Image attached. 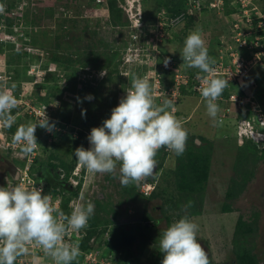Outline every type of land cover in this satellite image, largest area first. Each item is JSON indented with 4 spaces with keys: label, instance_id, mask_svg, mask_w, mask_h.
Returning <instances> with one entry per match:
<instances>
[{
    "label": "built area",
    "instance_id": "1",
    "mask_svg": "<svg viewBox=\"0 0 264 264\" xmlns=\"http://www.w3.org/2000/svg\"><path fill=\"white\" fill-rule=\"evenodd\" d=\"M147 1L151 0H117L127 18L130 37L125 41L127 47L123 50L126 56L122 58L120 67L121 75L126 81L125 85L128 87L137 77L147 78L155 89L158 104H162L165 99H173L177 117L185 93L204 101L199 92L201 80L198 77H203L205 74L188 73L183 69L185 64L181 56L171 53L168 47L178 43L186 23H195L203 14H214L218 19L226 21L229 26V36L221 39L216 46L217 58L213 65L215 78L228 81V86L217 101L219 108L222 109L219 122L233 121L240 144L251 141L260 149H264V102L254 92L258 88V81L252 75L254 69H264V2L262 0H187L183 11L173 13L161 9L155 21L149 23L145 19ZM0 5L3 6V11L0 12V46L4 47L5 51L10 49L21 51L24 47L22 41L27 35L18 25L17 18L23 16L27 3L21 0H16V3L13 0H0ZM12 8L14 11L11 12ZM7 22L13 25L10 26ZM2 60L4 70L0 72V88L8 90L9 84L16 86L20 84L22 87L21 92L13 95L18 101V106L12 110V115L15 117L12 126L26 125L29 122L38 124L45 121L46 115L49 123L55 125L51 133L38 126L35 134L39 144L31 154L25 155L22 147L13 142L14 134L8 132V127L0 124V150L10 152L16 162L18 161V164H14L10 169L12 171L4 176L3 187L22 182L29 188H43L44 194L50 195L54 204L59 201L55 206L66 215H70L78 204H83L80 196L81 194L84 196L89 172L78 164L75 165L65 186L66 189L73 191L65 207L66 204L63 203L66 192L60 193V188H58V196L48 192L46 183L39 182L38 174L34 171V167L38 166L36 161L44 159V151L53 148L52 142L56 141L58 136L56 132H63L60 124L64 123L59 113L61 102L41 103L34 95L36 86L46 83L48 71L52 72L56 69L51 67L47 71L40 64H33L27 71V76L31 79L19 82L14 80V74L8 70L6 54ZM166 60L167 65H165ZM100 73L101 71H96L94 68H87L79 72V79L95 84L97 80L107 76L106 74L101 77ZM60 80L62 81H59L60 84L65 82L62 74ZM56 83L53 82V85ZM73 124L71 123L70 126H75L76 135L79 130L84 131L83 147L89 148L87 137L91 129ZM60 176L61 180H65L66 173L61 170ZM156 185L157 181L153 182L146 178L137 186L140 187L142 195L149 196ZM74 192L76 193L73 194ZM82 230L86 231V228ZM80 232H73L65 237V241L79 245L80 255L72 263L135 264L128 261L122 251L115 253L108 248L105 254L99 257L101 254L99 245L94 246L92 251L83 250L81 245L83 234ZM33 257L37 258L36 264H38V258L46 255L39 248H30L29 254L17 258L16 264H33ZM51 262L40 264H52Z\"/></svg>",
    "mask_w": 264,
    "mask_h": 264
},
{
    "label": "clouds",
    "instance_id": "2",
    "mask_svg": "<svg viewBox=\"0 0 264 264\" xmlns=\"http://www.w3.org/2000/svg\"><path fill=\"white\" fill-rule=\"evenodd\" d=\"M22 1L24 3L34 2V0ZM262 1L264 2V0ZM13 2L16 3V0ZM96 4L104 9L105 15L108 14L104 5L105 0L102 2L96 0ZM28 5L25 7V11ZM2 11L3 6L0 5V12ZM123 15L128 24L124 12ZM195 27L196 24L193 22L186 23L178 43L168 47V49H172V51L169 50L171 53L181 56L184 61L183 64L194 69L186 70L188 73L197 74L200 72L205 74L203 77H198L201 80L199 92L204 99L200 103H206L207 114L214 123L217 121L220 126L233 127L238 145L244 146L245 143L251 141H246L244 144L239 143L233 121L219 122L222 109L219 108L217 101L228 86V81L215 78L213 67L215 55L210 56L202 31ZM111 28L112 30L117 29L119 32L125 30L124 39H126L121 49L126 48L125 41L130 38L128 25L116 29L110 26L109 29ZM189 32L191 33L188 35ZM184 34L188 36L184 44L181 42L183 48L179 49V40H182ZM23 41L24 47L21 51L43 54V50L33 46L30 32ZM167 63L166 60L165 65ZM51 67L55 68V66ZM256 69L264 70L263 68ZM106 70H101V77L109 74V70L107 73ZM22 72L24 73V71ZM119 74L123 80V86L128 89L125 96L121 98L118 106L111 110L110 118L105 119L102 126L92 128L91 126L77 125L81 128L91 129L87 137L90 147L87 149L83 146L76 148L74 157L78 166L93 174L115 175L119 165L122 186H128L130 183L139 185L146 178L153 182L157 181L156 188L151 195L140 194L146 202L156 192L163 171L159 165L157 167L156 156L159 150L166 151L167 149L177 156L183 155L188 139V131L185 126L188 125L187 122L189 123L190 119L181 115L180 107L178 117L175 115L177 109L171 98L165 99L162 104H158L155 89L147 78L137 77L127 87L120 71ZM256 78L258 83L259 81L264 83V74ZM45 84L48 87L55 85L53 82ZM58 84L60 83H56V85ZM258 88H260V84ZM185 94L182 101L188 95ZM257 96L259 97L258 94ZM85 99L91 101L94 96L89 94ZM260 99L264 102V99ZM17 106V99L6 88H0V124L11 127L15 123L12 110ZM81 114L86 117V110H82ZM16 126L19 127L13 136V142L22 147L25 155L31 154L39 144L35 134L38 126L46 129L49 133L55 128L54 124L49 123L47 115L44 122L38 124L29 122L26 125ZM78 132L84 133L83 130ZM199 140L196 139V143L201 146L203 139L199 138ZM208 142L212 143L207 141L205 144ZM156 168L157 171L155 172ZM58 187L61 188V186ZM80 199L83 200V194H81ZM58 203L59 201L55 202V204ZM55 204L50 195L44 194L43 188H29L22 182L14 186L0 187V264H16L17 258L29 254L30 248L41 249L46 256L52 259L54 262L52 264H72L78 258L80 255L79 245L65 241V237L70 236L73 232L79 233L88 226L90 218L94 215L95 205L91 201L84 204L83 200V204H78L70 215H66ZM128 213L131 214V210L128 209ZM198 231L199 225L186 216L173 222L159 237V250L163 254L161 264H211L208 252L197 238ZM36 259L33 257V264H36ZM128 261L140 264V262Z\"/></svg>",
    "mask_w": 264,
    "mask_h": 264
},
{
    "label": "trees",
    "instance_id": "3",
    "mask_svg": "<svg viewBox=\"0 0 264 264\" xmlns=\"http://www.w3.org/2000/svg\"><path fill=\"white\" fill-rule=\"evenodd\" d=\"M186 2L187 0H155L153 9L148 10L145 6L147 15L145 18L151 23L154 22L157 13L161 9H167L173 13H179L185 9ZM104 5L108 10V14L106 15V22L108 24L110 23L114 29L128 25L124 19L122 9L119 7L117 0H105ZM12 10L14 11L13 8L10 9L11 12ZM25 15L26 13H24L22 17H18L17 20L19 23L18 25L22 27L23 32L26 35H29L30 21H25ZM7 24L10 26L13 25V23L11 24L10 22H7ZM183 37L184 38L182 40L184 42L187 34H184ZM22 43H24V41H22ZM5 54L7 57L9 56L7 61L8 70L15 75V81L18 80L22 82L30 80L31 78L26 76V71L33 64H40L46 70H49L51 66H55V71H48L45 80L46 83L62 82L60 80V74H62L65 79V82L61 83L62 85L55 84L54 86L48 87V85L43 84V87H38L40 92L34 94L41 103L49 104L53 101L62 102L61 112L59 113L62 116L64 123L60 124L63 128V132H56L58 136H56V141L52 142L54 148L52 150L44 151V160L42 159V161H36L38 166L34 167V171L38 174L39 182L44 181L46 183L48 192H52L58 196V186H61L59 192L64 194L66 192L63 203L66 204V207L70 201L73 191L66 189L65 184L67 183V178L77 162L74 157V151L76 148L83 146L84 139V134L77 132L76 135L75 126H70V116L74 113L77 114L73 120V125H78L83 122L82 126H91L92 128L96 126L99 127V121V124H102L105 119L110 118L111 110L118 106L121 98L125 96L126 92V87L122 85L123 80L120 77L118 66L115 67L113 64L96 65L97 55L95 59V54L93 53V56L91 55L93 57H91L92 61L91 63L88 62L86 64V68H94L96 71H101L103 69L109 70V74L105 78L97 80L94 84L91 81L85 82L79 79V72L84 71L86 68L80 71L79 69L73 70L74 67H70L68 63L65 64L63 61L61 62L62 59L58 60L54 56L48 57V53L46 56L40 57L33 51L23 52L15 51L13 49L5 51L4 47L1 46L0 72L4 70L1 61H3L2 59ZM19 68L23 69L22 71H24V73L19 70ZM113 75L116 76L114 77ZM260 83L261 82L259 81L258 85ZM110 85H116L117 88L113 91V89L110 88ZM119 86H121V89ZM21 89L22 87L20 84L18 86L11 84L8 85V91L12 95L21 92ZM84 94H91L94 96V99L88 101L85 99L86 96H83ZM82 110H86V117L84 116L81 118ZM90 122L91 125L89 124ZM18 127L19 126L8 127V132L15 134ZM190 137L192 136L188 132L186 151L180 156L175 154L176 167L170 172L166 170L165 163L172 153L167 150H159L156 160L158 161L159 168L163 171L161 173L156 192L151 198L147 199L146 202L140 195V187L135 183H130L128 186H122L121 184L120 195L122 200H120L117 205L118 207H120V205H126L124 211L122 212L123 215L128 212V209L131 206L135 207L137 205H144L142 204L143 202L145 203V209H148V202L156 198H162L164 201V204L163 206H160V209L165 215V221L168 227L173 222L178 221H173L172 216L168 215V213L183 211L185 201L186 204L189 205V217L187 216L189 219L195 215L198 216L203 214L202 209L197 210L196 207H198L197 204H199L202 208H204L203 204L206 196L205 194L207 193V186L211 176L213 144L208 142V144L198 146L195 140L196 138ZM239 149L244 153H242L240 157V161L244 167L245 164L247 167L248 165L255 164L258 158L264 159V149H260L254 143L247 142L244 146H240ZM117 167H119V165ZM248 169L249 168H247L245 170L246 173L240 177V179L242 178V184H245L247 179L252 176ZM61 170L66 173L65 180L63 181L60 176ZM9 173L10 172H7L6 175ZM116 176L117 174H107V179L111 182ZM96 177L97 174L89 173L84 193H87L89 187L91 188L96 183ZM167 177H173V183L176 188L175 191L171 190ZM0 187H3V184L0 185ZM75 193L76 192L73 194ZM238 196L239 195L235 192L234 186L232 187V185H230V188L226 192L227 200L232 202ZM83 200L84 204L91 201L95 205L94 215L90 218L86 231L81 230L80 232L83 234V240L81 242L83 250L92 251L94 246L99 245L98 248L101 251L99 257H102V255L105 254V251L110 248L112 249V252L115 253L124 251L126 253L127 260L138 262V257H136L134 252L137 243H140L141 245V252L146 251V248L150 246L151 243H154V241L159 243V239H155L152 236L151 231L153 229H157L162 220L153 217L151 215L152 213H149V211L145 210L142 222L132 223V221H130L131 223H121L119 222L121 214H118L117 209L114 210L113 202H107L109 199L104 198V196L101 197L94 195V197L91 196V198L90 196H85L83 197ZM189 202H191V204H189ZM230 202H225L223 205V213L234 212ZM180 215L178 214L180 217L178 219L183 218ZM256 218H258L257 213L253 214L249 220L244 219L242 216H240L237 220L233 237V252L235 254L234 264H263V261L261 262L259 256L255 253L254 246H250L249 243L250 239H255L258 235V222ZM108 233L110 237H107ZM205 247L207 248L208 245L205 244L204 248ZM156 254L157 258L155 263L161 264L163 254L160 250H158ZM72 264L79 263L74 262Z\"/></svg>",
    "mask_w": 264,
    "mask_h": 264
},
{
    "label": "rangeland",
    "instance_id": "4",
    "mask_svg": "<svg viewBox=\"0 0 264 264\" xmlns=\"http://www.w3.org/2000/svg\"><path fill=\"white\" fill-rule=\"evenodd\" d=\"M95 2L96 0L28 1L27 4L29 5L25 11V21H33L31 27L40 26L39 32L36 33L37 30L34 31L35 29H29V32H32L35 44L40 47V50L44 49L45 51V53L38 56L44 57L48 53V57L54 56L58 60L62 59L61 62L68 63L70 67H74L73 70L79 69L80 71L87 67L86 64L88 62L91 63L94 53L95 59L97 55L96 65L113 64L115 67L119 65L118 70L120 71L121 60L126 56L124 50L121 49L126 39H124L125 30L121 28L124 31L119 32L117 29H109L111 24L106 22L104 9ZM154 2V0L146 2L148 10L153 9ZM194 24H196V29L202 31L208 50H211L210 44L216 38L223 39L229 32L228 25L224 20L209 14H203L196 19ZM181 42L184 44L183 40H179V49L183 48ZM214 50H216V47ZM212 55L215 54H210V56ZM216 58L217 55L213 57L214 60ZM263 74L264 70L258 69H254L252 73L254 77H260ZM113 76L115 77L116 75ZM263 85L264 83L261 82L260 88L256 89L255 92L262 99H264ZM39 86H36L35 94L40 92L38 90ZM110 88L114 91L117 86L110 85ZM119 88L121 89V86ZM83 96L88 95L84 94ZM180 109L183 113L188 114L184 115L181 113V115L190 119H188V125L185 126L190 135L195 138H202V145L207 141L213 144L211 176L207 186V193L205 194L204 208L199 204L196 207L197 210L202 209L203 214L190 218L199 225L197 234L199 242L201 245H208L205 250L208 252L212 264H234L233 237L237 220L240 216L249 220L253 214L257 213L258 235L255 239H250L249 243L250 246H254L255 253L264 264V159L258 158L255 164L248 165V167L245 164L244 167L240 161L243 151L241 152L239 149L240 146L236 141L234 128L231 126H220L217 121L214 123L207 114L206 103H200L199 98L187 95L180 104ZM76 115L74 113L70 116L72 124ZM83 117L81 116V118ZM99 123L100 121L98 126H101L102 124ZM78 125H83V122ZM14 161L16 160L10 152L0 150V185L4 183L5 174L12 171L9 167ZM17 164L18 161L15 162V165ZM165 166L169 172L175 169V153L170 155ZM247 168H249L248 171L251 172L252 176L247 179L245 184H242V178L240 179V177L246 173L245 170ZM116 174L117 176L111 182L108 181L107 174H97L96 183L91 188L89 187L88 192L83 197L90 196L91 198V196L94 197L95 195L109 199L107 202H113L114 210L117 209L118 214H121L119 218L121 223H129L130 221L132 223L142 222L145 210L149 211L153 217L162 220L157 229L151 228L153 229L151 231L152 236L155 239H159L168 227L165 215L160 209L164 201L162 198H156L148 202V209H145L144 205L131 206L129 210L132 213L129 214L127 212L123 215L122 212L126 205H120V207L117 205L122 200L119 167H117ZM167 180H169L168 183L171 186V190L175 191L173 177H167ZM230 185L234 186L235 192L239 195L232 202L226 198V192ZM225 202L231 203L234 210L233 213L222 212ZM189 212V205L185 201L183 211H175L168 213V215L172 216V220L175 221L180 218L178 214H181V217H189ZM107 237H110L109 233ZM140 248V243H137L134 252L136 257H138V262L140 264H156V253L159 250V243L154 241L144 252H141ZM51 261L52 259L46 256L38 258L37 263H49Z\"/></svg>",
    "mask_w": 264,
    "mask_h": 264
},
{
    "label": "crops",
    "instance_id": "5",
    "mask_svg": "<svg viewBox=\"0 0 264 264\" xmlns=\"http://www.w3.org/2000/svg\"><path fill=\"white\" fill-rule=\"evenodd\" d=\"M211 16H214V14H211ZM216 17V16H215ZM222 20V19H221ZM226 22V21H225ZM227 23V22H226ZM32 24H33V21H30V28L31 29H35L34 31H36V33L37 32H39L38 30L40 29V26H35V27H31L32 26ZM29 28V29H30ZM228 29H229V27H228ZM30 35H31V39H32V44H33V46L35 47V48H39L40 49V47L39 46H37L36 44H35V40H34V38H33V35H32V32H30ZM229 35V32H228V34H227V36ZM219 40H220V38H216V40L214 41V42H212L211 44H210V47H211V50H209L210 51V54H217L216 53V50H214V48L219 44ZM43 50V53H45V51H44V49H42ZM169 50H171L172 51V49H169ZM175 50H176V48H175ZM7 61H8V57H7ZM183 69L184 70H194L193 68H188L186 65L183 67ZM19 70H22L21 68H19ZM24 76V75H23ZM260 97V96H259ZM261 98V97H260ZM182 112V111H181ZM182 114H184V115H188V114H185V113H183L182 112ZM21 124V123H20ZM196 139H199V138H196ZM195 139V140H196ZM76 164H77V162H76ZM75 164V165H76ZM14 166V163L11 165V167H9L10 169L12 168ZM96 181H97V177H96ZM142 204H144L145 205V203L143 202ZM143 206V205H142Z\"/></svg>",
    "mask_w": 264,
    "mask_h": 264
},
{
    "label": "water",
    "instance_id": "6",
    "mask_svg": "<svg viewBox=\"0 0 264 264\" xmlns=\"http://www.w3.org/2000/svg\"><path fill=\"white\" fill-rule=\"evenodd\" d=\"M157 167H158V164H157ZM157 171V168H156V170H155V172ZM155 174V173H154Z\"/></svg>",
    "mask_w": 264,
    "mask_h": 264
},
{
    "label": "bare ground",
    "instance_id": "7",
    "mask_svg": "<svg viewBox=\"0 0 264 264\" xmlns=\"http://www.w3.org/2000/svg\"><path fill=\"white\" fill-rule=\"evenodd\" d=\"M19 24V23H18ZM21 25V24H20ZM12 26V25H11ZM184 38V37H183ZM196 97V96H195ZM141 194V193H140Z\"/></svg>",
    "mask_w": 264,
    "mask_h": 264
}]
</instances>
